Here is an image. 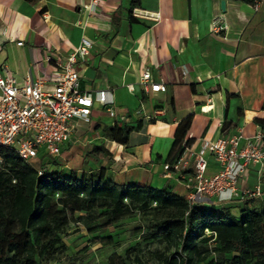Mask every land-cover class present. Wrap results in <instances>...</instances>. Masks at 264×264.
<instances>
[{
    "label": "crops",
    "instance_id": "0c3cea01",
    "mask_svg": "<svg viewBox=\"0 0 264 264\" xmlns=\"http://www.w3.org/2000/svg\"><path fill=\"white\" fill-rule=\"evenodd\" d=\"M89 1L0 0V66L18 85L27 75L48 80L53 62L63 61L86 38L91 48L74 65L79 88L107 92L124 116L111 128L94 103L87 120L72 121L59 157L41 160L42 168L76 173L103 168L115 185L165 186L183 198L182 188L174 177L164 178L160 166L181 120L191 117L184 140H191L194 152L202 140L226 134H240V147L264 128V0L255 12L249 0H139L130 13L134 21L127 19L129 0H97L90 13L84 9ZM144 70L164 92L141 91L137 80ZM44 90H51L49 83ZM227 96L234 97L226 101ZM122 128H130L125 141ZM216 171L207 157L205 175ZM255 182L250 170L243 188ZM259 182L261 196L248 207L264 203V173ZM221 206L236 216L241 204Z\"/></svg>",
    "mask_w": 264,
    "mask_h": 264
},
{
    "label": "trees",
    "instance_id": "16d2710c",
    "mask_svg": "<svg viewBox=\"0 0 264 264\" xmlns=\"http://www.w3.org/2000/svg\"><path fill=\"white\" fill-rule=\"evenodd\" d=\"M138 5L139 0H129L128 20L134 21L130 13ZM229 97L234 96L226 101ZM190 120L187 116L175 127L164 162L172 163L182 144L190 145L184 140ZM129 131L121 129L122 141ZM35 169L0 148V264H83L76 253L63 257L67 246L61 235L71 223L99 234L135 214L142 229L133 230L138 235L134 254L118 263L110 258L108 264H264V203H243L233 216L227 206L188 207L169 187L115 185L103 168L80 173L41 168L39 176ZM141 241L162 248L143 261Z\"/></svg>",
    "mask_w": 264,
    "mask_h": 264
},
{
    "label": "built area",
    "instance_id": "2783aa9c",
    "mask_svg": "<svg viewBox=\"0 0 264 264\" xmlns=\"http://www.w3.org/2000/svg\"><path fill=\"white\" fill-rule=\"evenodd\" d=\"M261 0H249L248 6L255 12ZM97 0H90L84 7L92 12ZM215 27V26H213ZM91 42L81 38L77 47L63 61H55L54 70L48 80L25 76L18 85L6 68L0 66V148L11 151L22 162L39 158L55 160L61 146L72 132V121L87 120L96 103L103 108L115 127L124 120L118 114L107 92L93 94L81 91L78 73L74 68L76 58L86 56ZM51 61L50 57H46ZM51 90H44V86ZM137 85L143 93L164 92L161 82H156L148 70L138 77ZM130 90V87H127ZM155 114L146 116L154 119ZM240 134H226L214 140H202L197 151L183 144L182 153L172 163L161 162L162 176L174 177L184 191L183 199L188 207L194 204L221 206L237 202L248 203L259 199V179L264 173V128H258L251 136L244 138L239 147ZM207 157L217 165V171L205 175ZM253 170L256 182L251 189L243 188L248 173ZM41 168L35 169L36 175ZM241 186L238 190L236 185ZM208 236L211 233L204 231ZM213 236V234H212Z\"/></svg>",
    "mask_w": 264,
    "mask_h": 264
},
{
    "label": "rangeland",
    "instance_id": "374dc122",
    "mask_svg": "<svg viewBox=\"0 0 264 264\" xmlns=\"http://www.w3.org/2000/svg\"><path fill=\"white\" fill-rule=\"evenodd\" d=\"M41 163L39 158L28 161V164L36 169L43 167ZM137 228L142 229L137 214L121 220L99 234H87L81 224L71 223L61 235L62 241L68 245L63 257L76 253L77 259L83 264H108L110 258L118 263L124 256L134 254L132 251L130 253V250L138 242V235L133 232ZM160 248L162 245L141 241L139 242L141 251L139 257L144 261V259L150 258L149 252ZM63 257L60 258L61 261ZM147 264H152V262L147 261Z\"/></svg>",
    "mask_w": 264,
    "mask_h": 264
},
{
    "label": "water",
    "instance_id": "95a60500",
    "mask_svg": "<svg viewBox=\"0 0 264 264\" xmlns=\"http://www.w3.org/2000/svg\"><path fill=\"white\" fill-rule=\"evenodd\" d=\"M219 7H220V10L223 9V2H222V1H220V3H219Z\"/></svg>",
    "mask_w": 264,
    "mask_h": 264
}]
</instances>
